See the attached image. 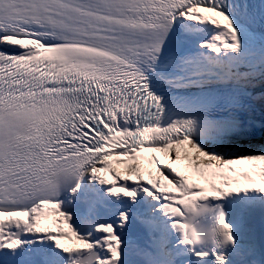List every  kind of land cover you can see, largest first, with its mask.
Listing matches in <instances>:
<instances>
[{
    "label": "snow or ice",
    "instance_id": "6c2138e0",
    "mask_svg": "<svg viewBox=\"0 0 264 264\" xmlns=\"http://www.w3.org/2000/svg\"><path fill=\"white\" fill-rule=\"evenodd\" d=\"M0 264H264V0H0Z\"/></svg>",
    "mask_w": 264,
    "mask_h": 264
},
{
    "label": "bare ground",
    "instance_id": "6f19581e",
    "mask_svg": "<svg viewBox=\"0 0 264 264\" xmlns=\"http://www.w3.org/2000/svg\"><path fill=\"white\" fill-rule=\"evenodd\" d=\"M54 225V224H53Z\"/></svg>",
    "mask_w": 264,
    "mask_h": 264
}]
</instances>
